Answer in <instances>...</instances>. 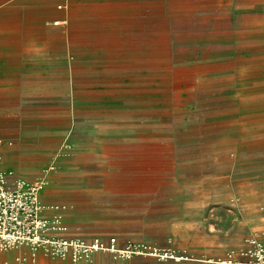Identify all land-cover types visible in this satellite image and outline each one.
<instances>
[{
  "label": "rangeland",
  "instance_id": "obj_1",
  "mask_svg": "<svg viewBox=\"0 0 264 264\" xmlns=\"http://www.w3.org/2000/svg\"><path fill=\"white\" fill-rule=\"evenodd\" d=\"M2 150L48 237L103 243L77 261L239 264L264 246V0H0Z\"/></svg>",
  "mask_w": 264,
  "mask_h": 264
},
{
  "label": "built area",
  "instance_id": "obj_2",
  "mask_svg": "<svg viewBox=\"0 0 264 264\" xmlns=\"http://www.w3.org/2000/svg\"><path fill=\"white\" fill-rule=\"evenodd\" d=\"M21 191L20 187L10 189L0 185V249L19 244L30 247H46L49 244L61 258L69 257L75 262L85 256L88 250L93 251L103 245L96 240L89 249L69 239L48 237L47 224L39 213L37 193L34 188L29 193ZM108 246L113 251L118 250L115 237L110 238ZM135 246L150 248L144 243L130 241L125 251L128 252ZM239 264H264V246L256 243L246 259Z\"/></svg>",
  "mask_w": 264,
  "mask_h": 264
},
{
  "label": "crops",
  "instance_id": "obj_3",
  "mask_svg": "<svg viewBox=\"0 0 264 264\" xmlns=\"http://www.w3.org/2000/svg\"><path fill=\"white\" fill-rule=\"evenodd\" d=\"M64 2V1H63ZM69 5L62 6L57 3V6L54 7L57 10V17L52 22L53 24H58L56 21L62 23H69L71 17V9ZM53 8V7H52ZM62 19V20H61ZM3 152L4 156L0 162V174L5 172L10 166V156L7 151ZM1 176V175H0ZM100 257L98 254L94 255V260L91 264H100ZM0 264H87L82 260L77 261V263L70 260V258L58 259L49 255L45 250H34L26 245L19 244L11 248L0 249Z\"/></svg>",
  "mask_w": 264,
  "mask_h": 264
},
{
  "label": "bare ground",
  "instance_id": "obj_4",
  "mask_svg": "<svg viewBox=\"0 0 264 264\" xmlns=\"http://www.w3.org/2000/svg\"><path fill=\"white\" fill-rule=\"evenodd\" d=\"M61 20H62V19H61ZM56 23L60 24L61 22L56 21ZM0 181H2V179H0ZM31 248L34 250V252H36L37 250H44V249H45L44 247H31ZM45 251H46V250H45ZM47 252H49L50 255H51L52 257H55V258H58V259H63V258H61V257L59 256L57 250H49V249H47ZM64 259H65V258H64ZM75 263H77V261H75Z\"/></svg>",
  "mask_w": 264,
  "mask_h": 264
}]
</instances>
